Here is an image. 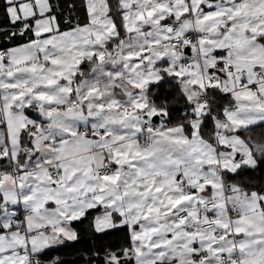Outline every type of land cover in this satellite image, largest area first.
<instances>
[{
  "label": "snow or ice",
  "instance_id": "6c2138e0",
  "mask_svg": "<svg viewBox=\"0 0 264 264\" xmlns=\"http://www.w3.org/2000/svg\"><path fill=\"white\" fill-rule=\"evenodd\" d=\"M0 264H264V0H0Z\"/></svg>",
  "mask_w": 264,
  "mask_h": 264
}]
</instances>
